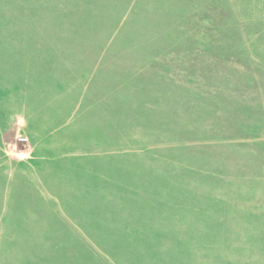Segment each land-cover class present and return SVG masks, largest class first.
Wrapping results in <instances>:
<instances>
[{
  "label": "rangeland",
  "instance_id": "374dc122",
  "mask_svg": "<svg viewBox=\"0 0 264 264\" xmlns=\"http://www.w3.org/2000/svg\"><path fill=\"white\" fill-rule=\"evenodd\" d=\"M0 264H264V0H0Z\"/></svg>",
  "mask_w": 264,
  "mask_h": 264
},
{
  "label": "crops",
  "instance_id": "0c3cea01",
  "mask_svg": "<svg viewBox=\"0 0 264 264\" xmlns=\"http://www.w3.org/2000/svg\"><path fill=\"white\" fill-rule=\"evenodd\" d=\"M27 123L25 122V120L23 118L20 119V126L19 128L17 129L16 131V134L14 135L13 138H10L9 140H6V144L2 147V150H3V155H4V160H5V163H8V164H11V163H15L17 162L18 164H21V163H26L28 161H31L32 158H33V155L35 153V145H32L30 143V140L28 138V141L30 143V146L28 148V151L24 153L25 157L19 159V160H9V159H6L5 158V152L8 154V150L9 148L11 149H15L16 147L19 146V144H13L15 142V139H16V135L21 131L22 132V127H24ZM27 136V135H25ZM28 137V136H27ZM13 144V145H12ZM7 145H9V148H7ZM12 145V146H10ZM195 183V182H194Z\"/></svg>",
  "mask_w": 264,
  "mask_h": 264
},
{
  "label": "built area",
  "instance_id": "2783aa9c",
  "mask_svg": "<svg viewBox=\"0 0 264 264\" xmlns=\"http://www.w3.org/2000/svg\"><path fill=\"white\" fill-rule=\"evenodd\" d=\"M17 139H18V141H20L21 143L28 142V137H26V136H19Z\"/></svg>",
  "mask_w": 264,
  "mask_h": 264
}]
</instances>
